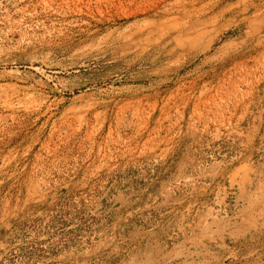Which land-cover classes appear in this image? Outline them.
<instances>
[{
    "label": "rangeland",
    "instance_id": "374dc122",
    "mask_svg": "<svg viewBox=\"0 0 264 264\" xmlns=\"http://www.w3.org/2000/svg\"><path fill=\"white\" fill-rule=\"evenodd\" d=\"M3 64L0 264H264V0H0Z\"/></svg>",
    "mask_w": 264,
    "mask_h": 264
},
{
    "label": "bare ground",
    "instance_id": "6f19581e",
    "mask_svg": "<svg viewBox=\"0 0 264 264\" xmlns=\"http://www.w3.org/2000/svg\"><path fill=\"white\" fill-rule=\"evenodd\" d=\"M88 60L89 59H84L78 65L75 64L76 66H65V67H63L61 69V71H64V72H72V73L80 72L79 67L86 66V63H87ZM10 64H12V63H10ZM18 69H19V67H16L13 70V68L8 67L7 64L0 65V82H8L9 83V82H12V81L14 82V80L24 81V77H26L29 81H32L35 85L42 86V85H46V84L43 83V82H41V81H39V80H37V82H36L35 79L37 77H42V78H45V79L52 80L55 77L54 74L60 73L59 70L58 71H55L54 70V72L48 73V69L45 66L42 67V68H39V70H36V73L35 74H33L31 72L25 73L26 71H19ZM88 86L90 87V83L84 82V83L78 84L77 85V88L83 89V90L85 89L86 90L88 88ZM93 86H95V84H93Z\"/></svg>",
    "mask_w": 264,
    "mask_h": 264
}]
</instances>
